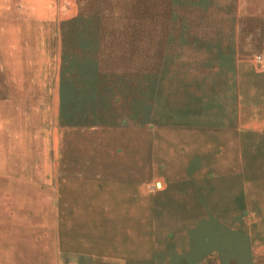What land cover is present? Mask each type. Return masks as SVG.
<instances>
[{"label":"rangeland","instance_id":"obj_1","mask_svg":"<svg viewBox=\"0 0 264 264\" xmlns=\"http://www.w3.org/2000/svg\"><path fill=\"white\" fill-rule=\"evenodd\" d=\"M205 262L264 264V0H0V264Z\"/></svg>","mask_w":264,"mask_h":264},{"label":"water","instance_id":"obj_2","mask_svg":"<svg viewBox=\"0 0 264 264\" xmlns=\"http://www.w3.org/2000/svg\"><path fill=\"white\" fill-rule=\"evenodd\" d=\"M222 36V35H221ZM223 37V36H222ZM246 57V56H245ZM159 186V185H158Z\"/></svg>","mask_w":264,"mask_h":264},{"label":"trees","instance_id":"obj_3","mask_svg":"<svg viewBox=\"0 0 264 264\" xmlns=\"http://www.w3.org/2000/svg\"><path fill=\"white\" fill-rule=\"evenodd\" d=\"M205 264H206V262H205Z\"/></svg>","mask_w":264,"mask_h":264}]
</instances>
